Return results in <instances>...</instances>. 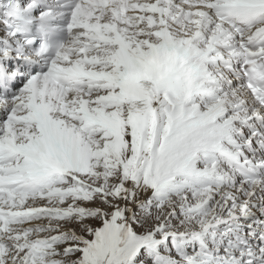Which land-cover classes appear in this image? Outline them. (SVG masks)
Here are the masks:
<instances>
[{"label":"snow or ice","instance_id":"snow-or-ice-1","mask_svg":"<svg viewBox=\"0 0 264 264\" xmlns=\"http://www.w3.org/2000/svg\"><path fill=\"white\" fill-rule=\"evenodd\" d=\"M0 264H264V0H0Z\"/></svg>","mask_w":264,"mask_h":264}]
</instances>
